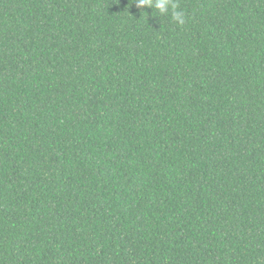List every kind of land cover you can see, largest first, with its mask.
I'll use <instances>...</instances> for the list:
<instances>
[{"label":"trees","instance_id":"16d2710c","mask_svg":"<svg viewBox=\"0 0 264 264\" xmlns=\"http://www.w3.org/2000/svg\"><path fill=\"white\" fill-rule=\"evenodd\" d=\"M0 0V264H264V0Z\"/></svg>","mask_w":264,"mask_h":264},{"label":"clouds","instance_id":"9594fccd","mask_svg":"<svg viewBox=\"0 0 264 264\" xmlns=\"http://www.w3.org/2000/svg\"><path fill=\"white\" fill-rule=\"evenodd\" d=\"M135 7L143 12L145 9H153L157 16H170L171 22L177 26L187 23V15L181 9L180 0H133Z\"/></svg>","mask_w":264,"mask_h":264}]
</instances>
